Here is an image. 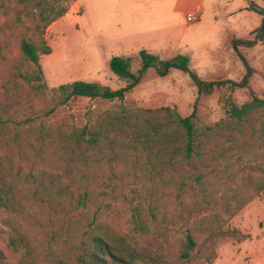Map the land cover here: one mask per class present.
Wrapping results in <instances>:
<instances>
[{
    "label": "rangeland",
    "instance_id": "1",
    "mask_svg": "<svg viewBox=\"0 0 264 264\" xmlns=\"http://www.w3.org/2000/svg\"><path fill=\"white\" fill-rule=\"evenodd\" d=\"M66 6L67 13L42 32L50 48L49 55L40 56L43 84L53 89L82 81L117 90L123 82L109 70V61L130 58L134 73L141 50L162 60L188 56L190 70L203 80L239 81L244 68L229 41L252 39L261 21L255 10H264V0H0V249L7 261L18 260L7 248L11 225L16 224L31 238L40 264H49L54 244L68 238L77 243L87 225L126 235L172 264H264V194L230 219L225 207L201 200L202 189L224 196L238 184L232 173L236 169L263 176L264 113L212 167L210 161L198 164L199 171H209L203 182L187 178L181 191L180 175L173 171L136 176L130 164L135 151H125L126 161H119L100 149L77 147L78 131L108 114L169 107L187 117L197 95L187 74L171 70L158 77L152 69L121 102L76 98L61 104L50 92L37 94L19 77L25 68L20 42L39 41L40 11L49 19ZM189 15L197 22L188 23ZM241 52L254 70L249 87L264 100V40ZM228 99L241 105L249 100L248 90L224 89L199 97L201 123L224 120ZM84 194L87 198L79 204ZM138 203L157 204L166 214L161 232L152 224L148 237L133 232L131 207ZM214 213L223 214L218 220L221 232L197 235L191 259L183 263L179 239L194 220Z\"/></svg>",
    "mask_w": 264,
    "mask_h": 264
},
{
    "label": "trees",
    "instance_id": "2",
    "mask_svg": "<svg viewBox=\"0 0 264 264\" xmlns=\"http://www.w3.org/2000/svg\"><path fill=\"white\" fill-rule=\"evenodd\" d=\"M67 11L68 6L62 7L49 19L45 17L44 11H40L38 15L42 28L39 41L23 38L20 42L19 51L25 68L19 73V77L26 85L32 86L37 94L50 92L61 98V104L76 98L121 102L127 93L141 83L146 72L152 69L158 77L168 75L171 70L187 74L197 95L193 110L187 117H181L169 107L122 109L120 112L108 114L92 126H85L78 131L75 138L77 147L86 150L100 149L106 156H112L111 158L119 161H126L128 156L125 151H135V159L130 164L136 176H147L150 171H173L180 175L178 190L181 191L182 187L186 186L187 178L199 184L203 182L209 171H199L198 164L202 166L204 161H210L212 167V163L219 157L223 158L228 154L231 144L236 140L239 142L237 135L245 134L246 126L250 125L256 116L264 113V100L258 98L249 87L254 70L241 52L242 48H252L264 40V10H255L260 14L261 21L251 32L252 39L231 38L229 41L231 50L244 68V75L239 81L203 80L190 70L188 56H174L162 60L141 50L138 53L139 65L134 73L130 70V58L113 57L109 61V70L123 82V86L117 90L82 81L47 89L43 84L40 56L49 55L50 48L42 38V32L47 25L63 17ZM224 89H247L249 100L237 105L228 99L227 116L224 120L214 124H202L196 107L198 98ZM261 172L263 176H253L244 169H236L232 173L239 177L238 184L230 186L224 196H217L215 192L202 189L201 200L205 204L219 205L221 209L225 207L224 214L230 219L253 197L264 194V168ZM86 198L84 194L78 197L77 202L83 204ZM176 198L181 199L180 195ZM222 216L221 213H214L201 217L194 220L191 227L185 230L177 245L178 258L183 263L190 261L197 235L212 236L221 232L218 220H221ZM165 217L166 214L161 213L157 204L138 203L131 207L132 229L141 238L150 235L151 224L155 230L161 232ZM11 228L13 233L8 234L7 248L17 255L16 264H40L37 248L27 233L16 224H12ZM78 236L77 243L68 238L60 244H54L56 252L48 253L49 264H172L163 260L158 251L145 250L128 236L118 235L107 227L87 225ZM0 264H10L1 249Z\"/></svg>",
    "mask_w": 264,
    "mask_h": 264
},
{
    "label": "built area",
    "instance_id": "3",
    "mask_svg": "<svg viewBox=\"0 0 264 264\" xmlns=\"http://www.w3.org/2000/svg\"><path fill=\"white\" fill-rule=\"evenodd\" d=\"M186 21L188 23H194V22H197V17L195 15H189L187 18H186Z\"/></svg>",
    "mask_w": 264,
    "mask_h": 264
}]
</instances>
